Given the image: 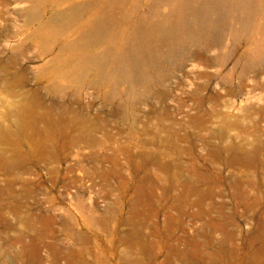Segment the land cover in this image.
<instances>
[{"label": "rangeland", "instance_id": "374dc122", "mask_svg": "<svg viewBox=\"0 0 264 264\" xmlns=\"http://www.w3.org/2000/svg\"><path fill=\"white\" fill-rule=\"evenodd\" d=\"M0 264H264V0H0Z\"/></svg>", "mask_w": 264, "mask_h": 264}]
</instances>
